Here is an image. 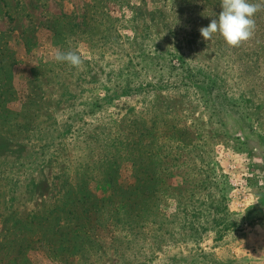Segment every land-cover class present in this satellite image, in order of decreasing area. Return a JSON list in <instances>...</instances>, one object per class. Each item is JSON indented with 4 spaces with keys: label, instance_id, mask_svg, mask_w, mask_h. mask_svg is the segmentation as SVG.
<instances>
[{
    "label": "rangeland",
    "instance_id": "obj_1",
    "mask_svg": "<svg viewBox=\"0 0 264 264\" xmlns=\"http://www.w3.org/2000/svg\"><path fill=\"white\" fill-rule=\"evenodd\" d=\"M220 3L0 0V264H264V10Z\"/></svg>",
    "mask_w": 264,
    "mask_h": 264
},
{
    "label": "clouds",
    "instance_id": "obj_2",
    "mask_svg": "<svg viewBox=\"0 0 264 264\" xmlns=\"http://www.w3.org/2000/svg\"><path fill=\"white\" fill-rule=\"evenodd\" d=\"M220 11L215 14L206 27L199 28L200 36L209 41L219 34L230 47H239L253 38L256 30L255 15L264 10V0L253 3L250 0H221ZM57 62L67 63L79 68L83 61L75 51H54Z\"/></svg>",
    "mask_w": 264,
    "mask_h": 264
}]
</instances>
